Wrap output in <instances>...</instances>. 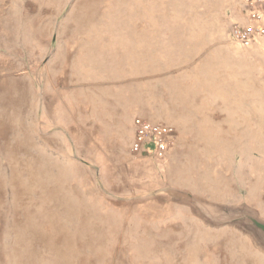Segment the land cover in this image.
I'll use <instances>...</instances> for the list:
<instances>
[{
  "label": "rangeland",
  "instance_id": "obj_1",
  "mask_svg": "<svg viewBox=\"0 0 264 264\" xmlns=\"http://www.w3.org/2000/svg\"><path fill=\"white\" fill-rule=\"evenodd\" d=\"M242 10L0 0V264H264L212 222L264 221V44L232 40ZM134 118L171 129L162 160Z\"/></svg>",
  "mask_w": 264,
  "mask_h": 264
},
{
  "label": "built area",
  "instance_id": "obj_2",
  "mask_svg": "<svg viewBox=\"0 0 264 264\" xmlns=\"http://www.w3.org/2000/svg\"><path fill=\"white\" fill-rule=\"evenodd\" d=\"M244 22L232 24L230 36L242 48L264 44V0H240ZM134 142L157 160H162L174 141L171 129L142 118L132 121Z\"/></svg>",
  "mask_w": 264,
  "mask_h": 264
},
{
  "label": "water",
  "instance_id": "obj_3",
  "mask_svg": "<svg viewBox=\"0 0 264 264\" xmlns=\"http://www.w3.org/2000/svg\"><path fill=\"white\" fill-rule=\"evenodd\" d=\"M212 222L213 224H217V226L227 224L230 226L241 227L242 229L246 230L264 250V221L258 219L255 215L244 213V211L235 210L229 213L227 218L221 217L218 220L212 219Z\"/></svg>",
  "mask_w": 264,
  "mask_h": 264
}]
</instances>
